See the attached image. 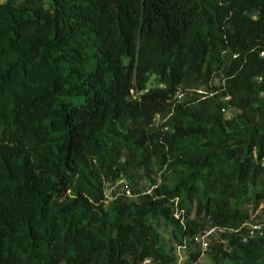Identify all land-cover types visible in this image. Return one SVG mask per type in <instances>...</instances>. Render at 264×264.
Wrapping results in <instances>:
<instances>
[{"label": "trees", "instance_id": "trees-1", "mask_svg": "<svg viewBox=\"0 0 264 264\" xmlns=\"http://www.w3.org/2000/svg\"><path fill=\"white\" fill-rule=\"evenodd\" d=\"M259 53L264 0H0V264H173L182 241L195 263L193 236L264 205ZM153 164L150 195L102 205ZM229 245L215 264H264V236Z\"/></svg>", "mask_w": 264, "mask_h": 264}, {"label": "built area", "instance_id": "built-area-1", "mask_svg": "<svg viewBox=\"0 0 264 264\" xmlns=\"http://www.w3.org/2000/svg\"><path fill=\"white\" fill-rule=\"evenodd\" d=\"M250 20L254 21L256 18V13H251L249 16ZM258 58L263 59L264 53H259ZM260 79H253L252 83L258 85L260 83ZM217 92L212 94L203 93L200 90H192L189 88H179L174 94L173 100L174 104H179L183 101L185 97L199 96V100H203L204 98H210L215 95ZM131 96V92H130ZM262 96V93H260ZM220 102H227L228 98L224 97L219 99ZM228 108L220 109V114L224 119L227 115ZM167 120L166 116H157L154 119L153 125L150 127L151 129H155L158 125L163 124ZM163 131H166L167 128H162ZM263 161H261V165ZM155 186H151L147 191H143L140 195H150L151 190ZM119 190V192H117ZM132 196L128 189V186L124 184L122 179H118L114 182H105L103 184V201L102 205L106 207L111 201L114 199H130ZM180 213L177 210L173 211V218L178 220ZM181 224V223H180ZM264 236V205H261V208L256 209L253 213L248 214L247 220L244 222L237 224L233 228L222 229V228H212V229H204L200 234L193 236L190 240V246L197 250L199 254L203 252H208L211 246L220 247L221 251L224 253L231 252V245H229V241L236 242L239 244H246L249 241L262 238ZM188 252L186 251V243L182 241L180 246H173V264H185L188 260ZM199 259V257H198ZM197 259V260H198ZM189 263V264H196ZM141 264H153L151 260H144Z\"/></svg>", "mask_w": 264, "mask_h": 264}, {"label": "rangeland", "instance_id": "rangeland-1", "mask_svg": "<svg viewBox=\"0 0 264 264\" xmlns=\"http://www.w3.org/2000/svg\"><path fill=\"white\" fill-rule=\"evenodd\" d=\"M15 1L18 3L21 0H15ZM227 59H228L227 55L222 56L223 63L226 64L228 61ZM220 85L221 83L219 79H214L212 81L211 86L216 88ZM154 86H156V80L152 79L147 85V88H152ZM200 91L203 92L202 90ZM236 115H237L236 111L231 108V109H228V112L225 118L226 119L234 118ZM122 181L124 182V184L128 186L130 194H131V191H133L136 194L140 195L142 194L143 191H147L153 185V183L155 184L160 183V172L158 171V166L156 164H153L150 168V171H147V170L145 171L141 169L138 171L129 172L126 175V177L122 178ZM117 192H119V190H117ZM130 200H134V197H131L130 199H122V201H126V202ZM184 207L188 210V216H187L188 219L191 220L193 218L195 204L194 203H192L191 205L185 204ZM250 208L251 207L246 205L243 210L246 212V214H248ZM258 208L260 209L261 205H259L256 209ZM156 232L159 236V239L162 245L165 246V249H167L168 246H170L171 244V235L169 233V230L160 225H157ZM188 250L191 253L197 252V250L192 248L191 246H189ZM185 264H189V263L186 261ZM196 264H215V262L213 261L212 256L210 255V252H203L199 254V259L197 260ZM218 264H228V263L226 261L219 259Z\"/></svg>", "mask_w": 264, "mask_h": 264}]
</instances>
